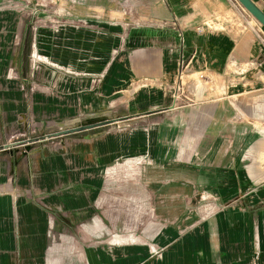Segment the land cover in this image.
<instances>
[{"label": "crops", "instance_id": "0c3cea01", "mask_svg": "<svg viewBox=\"0 0 264 264\" xmlns=\"http://www.w3.org/2000/svg\"><path fill=\"white\" fill-rule=\"evenodd\" d=\"M12 2L0 0V264H264V173L254 150L244 167L238 156L239 142L264 140L253 129L264 116L175 93L181 64L264 75V41L227 21L251 23L240 4L56 0L70 17L17 41ZM134 168L140 188L106 182ZM196 190L215 192L214 211Z\"/></svg>", "mask_w": 264, "mask_h": 264}, {"label": "rangeland", "instance_id": "374dc122", "mask_svg": "<svg viewBox=\"0 0 264 264\" xmlns=\"http://www.w3.org/2000/svg\"><path fill=\"white\" fill-rule=\"evenodd\" d=\"M12 8L16 14L17 30H16V40L21 41L24 39V35L29 30L34 31L40 27H49L55 29V25L60 22V16L56 15V10L59 9L56 6V0H13L11 3ZM227 21L230 22L235 28L234 34L238 36H251L258 40H263L264 29L253 19L251 23L242 18L237 17H227ZM256 24L258 30H251V26ZM255 28V27H254ZM260 30V31H259ZM264 43V42H263ZM239 54L242 56L244 54L243 50L239 49ZM257 69L250 66V64L244 62L230 61L219 64L217 67L209 66L206 69L192 70L191 68L183 67L182 71L179 73L181 77L180 84L182 86L183 94L187 97L184 99L185 102H181L183 105L193 104L198 98H206L208 100L216 101L217 99L223 100L234 105H238L239 109V119L247 120V109L250 108V113H254L255 122L262 119L264 116V75L257 73ZM210 70H218L221 75L214 76L209 74ZM231 88L233 90H225V88ZM200 92H206L207 95H199ZM243 108V109H242ZM253 108V109H252ZM33 125V124H32ZM31 136L32 138L40 137L37 126H32ZM254 132L256 135H264V126L255 125ZM191 131V130H190ZM244 131L246 133V128L242 129L240 132ZM200 133V132H198ZM38 139V138H36ZM33 141V139L31 140ZM6 146L15 147L19 144H5ZM15 145V146H13ZM22 145V144H20ZM200 143H190V146L197 147ZM253 145V146H252ZM230 143L222 144L225 149H231ZM201 147V146H200ZM254 148V149H253ZM255 151V162H256V177L258 179L263 178L264 173V140L256 141L255 143L239 142L238 143V156L240 162V168L246 166V156L250 152ZM245 156V157H243ZM131 160L140 159L139 157H131ZM141 164L137 165L135 168L147 170L153 162L149 158H141ZM119 163L125 165L126 160H122ZM134 171L128 175H123L120 173L117 175H110L106 182L109 183H126L127 185H137L140 183V175L135 174ZM130 170V169H129ZM241 170V169H240ZM141 171V170H140ZM204 176L191 175L190 181L194 184H199V181ZM151 180V179H150ZM149 183H155L153 181H148ZM146 182V183H148ZM142 188V187H141ZM124 187L120 186L119 194L133 195L135 192H130L129 190H122ZM143 195L145 198L154 199V194L148 189V186L143 187ZM114 193V192H112ZM133 198V197H132ZM195 198L197 200H206L204 204H207L210 211H214V200L217 199L214 191H195ZM131 199V197H130ZM129 199V200H130ZM134 200V199H133ZM129 203V202H128ZM199 203V202H198ZM133 204V203H132ZM145 212H150L149 207L143 206ZM148 247H156L152 242H147Z\"/></svg>", "mask_w": 264, "mask_h": 264}, {"label": "water", "instance_id": "95a60500", "mask_svg": "<svg viewBox=\"0 0 264 264\" xmlns=\"http://www.w3.org/2000/svg\"><path fill=\"white\" fill-rule=\"evenodd\" d=\"M240 6L260 25L264 27V13L251 0H236Z\"/></svg>", "mask_w": 264, "mask_h": 264}, {"label": "built area", "instance_id": "2783aa9c", "mask_svg": "<svg viewBox=\"0 0 264 264\" xmlns=\"http://www.w3.org/2000/svg\"><path fill=\"white\" fill-rule=\"evenodd\" d=\"M61 11L62 10H60V9H57L56 10V15H58V16H60L59 18H60V22L59 23H57L56 25H55V28L56 27H59L60 26V24L63 22L62 21V18L63 17H66V18H69L70 17V12L69 11H67V12H64V14H61ZM63 15V16H62ZM183 67H186V65H184V66H182V64L180 65V72L182 71V69H183ZM179 72V73H180ZM181 77L179 76V79H180ZM175 93H179L180 95H181V93H182V97H183V90H182V86H181V84H180V80L178 81V83H177V85H175ZM175 96L177 97V95L175 94ZM184 98V97H183ZM187 99V98H186ZM149 249H150V252L151 253H154V254H156L158 251H157V248L156 247H153V246H150L149 247Z\"/></svg>", "mask_w": 264, "mask_h": 264}, {"label": "bare ground", "instance_id": "6f19581e", "mask_svg": "<svg viewBox=\"0 0 264 264\" xmlns=\"http://www.w3.org/2000/svg\"><path fill=\"white\" fill-rule=\"evenodd\" d=\"M263 29H264V27L263 26H261Z\"/></svg>", "mask_w": 264, "mask_h": 264}]
</instances>
